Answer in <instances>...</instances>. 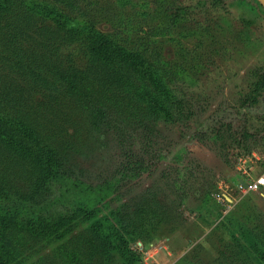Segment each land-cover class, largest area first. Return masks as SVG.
Listing matches in <instances>:
<instances>
[{
	"label": "rangeland",
	"instance_id": "obj_1",
	"mask_svg": "<svg viewBox=\"0 0 264 264\" xmlns=\"http://www.w3.org/2000/svg\"><path fill=\"white\" fill-rule=\"evenodd\" d=\"M92 1L80 0V9L93 15L96 28L108 34L130 26L132 39L138 42L144 58L152 63L144 64L141 73L155 74L171 91L168 106L172 102L177 104L176 121L181 122L173 127V137L158 142H180L188 159L194 157L189 162L192 170L178 173L179 169L171 167L175 177L172 186L176 190L173 195L166 192L164 184L153 183L150 176L135 186L123 188V185L118 189L120 202L130 203L128 207L134 208L133 212L141 204L135 201L139 195L146 196L144 202L150 205L138 214L140 219L132 215L140 225L130 230L127 226L129 231L124 232L133 255L129 262L114 254L110 262L102 263L91 251H85L84 257L72 252L76 242L71 232L61 242H52L30 259H22V264H227L229 260L244 257L242 252L250 254L252 259L244 264H262L256 256L264 255V192L245 193L237 182L243 176L237 171L238 159L246 158L253 176V142H260L253 140V128L264 126V121L260 122L247 110V120L236 121L233 118L238 117L226 114L225 109L237 111L249 104L260 87L256 85L258 77L263 78L259 82L264 81V12L252 9L248 0H166L162 10L155 7V0H133L136 11L119 8L117 0H94V5H89ZM201 1L206 4L204 8ZM172 3H177L176 8L187 5L194 23L190 20L181 23L178 13L172 16ZM148 5L153 11L149 14L152 18L147 16L142 20L138 16L136 20L134 12L149 13ZM130 16H135L134 26L126 22ZM170 24L173 28L168 29ZM0 87L8 88L11 93L21 87L19 93L23 94V100L29 97L32 120L46 144L71 152L66 154L71 166L69 172L75 178L100 185L116 176L120 170L117 133L106 130L102 122L101 126H95L90 115L64 102L56 89L49 92L58 102L50 98L49 92L30 91L31 86L2 71V65ZM34 88L42 90L41 84ZM199 128L203 137H199ZM119 129L126 133L130 128L121 120ZM124 142L126 146L134 145L132 150L137 151L144 141L128 137ZM167 158L162 163L164 167L174 161L171 156ZM201 165L210 172L199 170ZM263 170L264 165H258L256 175ZM181 186L185 191L179 190ZM188 191L189 194L185 193ZM151 194L156 197L154 201L170 209L172 217L166 228L159 223L161 213L149 199ZM117 203L110 205L115 207ZM60 245L65 247L64 251ZM254 258L257 261L253 262Z\"/></svg>",
	"mask_w": 264,
	"mask_h": 264
},
{
	"label": "trees",
	"instance_id": "obj_2",
	"mask_svg": "<svg viewBox=\"0 0 264 264\" xmlns=\"http://www.w3.org/2000/svg\"><path fill=\"white\" fill-rule=\"evenodd\" d=\"M165 1L155 0L153 4L162 10ZM94 2L88 3L94 5ZM201 2L204 8L205 2ZM247 2L255 11L264 12L257 0ZM116 5L121 9L130 7L132 11L137 8L133 0H117ZM149 5L147 14L134 12L136 20L138 16L142 20L150 17L153 11ZM176 5L172 3V16L178 13L181 23L191 21V9ZM80 7V0H0V65L2 71L17 77V82L31 86L30 91L56 89L64 102L90 115L95 126L102 122L106 130L117 133L120 170L112 180L100 185L75 178L69 172L71 152H66L67 155L53 144H46L32 120L29 97L23 100V94L19 93L21 87H16V93L0 87V264H22V259H30L52 242H61L71 232L76 242L72 252L84 257L85 251H91L102 263L110 262L114 254L129 262L133 255L124 232L140 225L132 215L139 217L150 205L144 202L146 196L139 195L135 201L141 204L133 212L134 208L128 207L130 203L120 202L118 189L123 185V188L135 186L150 176L153 183L164 184L165 191L173 195L176 190L172 186L175 177L171 167L179 169L178 173L192 170L189 162L194 157L188 159L180 142H158L173 137V127L181 120L176 121L177 104L172 102L168 106L172 94L169 88L155 74L141 73L144 64L152 63L144 58L138 42L132 39V28L103 34L96 28L93 15ZM134 17L130 16L127 24L132 25ZM168 26L173 28L171 24ZM262 79L258 77L256 85L260 87L246 107L242 106L238 112L234 108L225 109L226 114L238 117L233 120H247V110L260 122L264 121V81L259 82ZM39 84L42 90L34 88ZM121 120L130 128L126 133L119 129ZM202 132L199 131V137H203ZM128 137L144 141L140 142L141 150L133 151L134 145L130 143L126 146L124 141ZM254 139L264 142V126L253 128ZM139 147L137 142L136 148ZM167 156L174 161L170 160L164 167L162 163ZM199 170L210 172L202 165ZM179 190L185 188L181 186ZM160 197H163L161 193ZM149 199L152 202L156 197L151 194ZM113 202L119 203L111 207ZM154 203L161 213L159 223L168 227L170 209L166 210L157 201ZM242 254L244 257L229 260L227 264L252 261L250 254ZM256 257L264 264V255Z\"/></svg>",
	"mask_w": 264,
	"mask_h": 264
},
{
	"label": "built area",
	"instance_id": "obj_3",
	"mask_svg": "<svg viewBox=\"0 0 264 264\" xmlns=\"http://www.w3.org/2000/svg\"><path fill=\"white\" fill-rule=\"evenodd\" d=\"M246 158H240L238 159V163L240 164V168H238L239 172L242 174L243 184L245 187H242V190L245 193H255L260 192L261 189H264V171L257 176L255 179H253L250 176V171L252 170L249 166V164L246 162Z\"/></svg>",
	"mask_w": 264,
	"mask_h": 264
},
{
	"label": "crops",
	"instance_id": "obj_4",
	"mask_svg": "<svg viewBox=\"0 0 264 264\" xmlns=\"http://www.w3.org/2000/svg\"><path fill=\"white\" fill-rule=\"evenodd\" d=\"M252 158H253V176H251L253 179H255L257 176L256 175V169L258 165H264V142H253V153H252ZM264 171V170H263ZM239 172V170L237 171ZM240 173V172H239ZM261 174V173H260ZM227 176H230L228 174ZM243 178H237V182L240 186L245 187V185L242 182ZM264 192V189H261L260 192ZM258 192V193H260Z\"/></svg>",
	"mask_w": 264,
	"mask_h": 264
},
{
	"label": "water",
	"instance_id": "obj_5",
	"mask_svg": "<svg viewBox=\"0 0 264 264\" xmlns=\"http://www.w3.org/2000/svg\"><path fill=\"white\" fill-rule=\"evenodd\" d=\"M257 2L264 10V0H257Z\"/></svg>",
	"mask_w": 264,
	"mask_h": 264
}]
</instances>
